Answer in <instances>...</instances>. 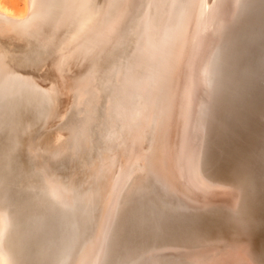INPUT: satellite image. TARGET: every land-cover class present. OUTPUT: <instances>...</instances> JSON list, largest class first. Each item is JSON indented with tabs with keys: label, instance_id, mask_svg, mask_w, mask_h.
Wrapping results in <instances>:
<instances>
[{
	"label": "bare ground",
	"instance_id": "1",
	"mask_svg": "<svg viewBox=\"0 0 264 264\" xmlns=\"http://www.w3.org/2000/svg\"><path fill=\"white\" fill-rule=\"evenodd\" d=\"M193 1H195L193 6L190 5L192 11L193 8L198 11L202 5L198 0ZM188 2L189 0H110L97 25L89 28L90 30L80 39L78 32L88 12L86 0H64L59 13H54L50 9V4L54 3V0H28L29 6L24 15L12 14L0 5V16L12 18L16 15L15 19H19L17 16H25L23 22L27 21V28L32 30L31 33L39 36V39L54 44V41L58 43L67 38L66 43L64 40L65 45L61 47L70 46L71 49H68L71 53L70 58L89 62L83 81L86 89L92 92L91 96L95 100L96 107L89 114L91 122L81 133L76 132L78 134L74 145L80 142L88 143V156L90 155L88 160L96 161L95 164H99L102 171L107 170L104 176L105 184L109 183L111 186L110 183H115L119 175L123 178L93 232L88 205L80 201L81 196L79 199L76 197L79 194L74 195L67 188L65 189L64 182L62 186L57 179L49 178L48 172L42 178L46 182L44 181L40 191L31 193L28 190L32 189L29 184L26 191L31 194L26 195L22 192L13 180L12 156L10 153L5 154V150L0 146V264H155L152 262V257L160 248L185 239L198 242L203 238L199 236L198 239L197 234L194 237L195 234L184 230L189 219L180 208L183 210L193 206L202 207L211 203L230 208L236 204L242 207L251 189L248 181L250 176L258 177L261 182L264 180V0L226 2L227 6L220 10L221 15L219 13L221 16L219 17H223L226 21L221 25H226L217 30L215 27L212 28L215 29L213 32L204 31L203 28H206L208 23L211 24L214 17L210 15L202 17L203 22L200 21L198 25L200 31L196 35L197 39L191 51L187 50L189 35L194 33L190 31L193 29H187L190 18H186L185 10L189 5ZM192 16L194 17L190 28L196 25L194 24L196 15L192 14ZM200 16L201 14L199 19ZM28 25L31 27L29 28ZM133 25L134 30L131 35ZM196 29L195 31L198 32L199 29ZM70 32L72 34L69 36ZM187 51L189 55L186 58ZM97 59H99L98 63H96ZM54 61L64 69L70 67L71 61L67 58L60 60V57L56 56ZM96 68H102V73H96ZM1 71L2 69L0 70V134L17 124L20 119H17V115L22 108L40 107L41 103L46 101L45 94L41 95L24 85V82H19L18 77L16 78L11 72L8 74ZM82 74H84L83 70ZM54 88L58 93L56 98L47 97L51 103V112L60 104L58 90H61V87ZM50 94L54 96L52 92ZM175 115L178 118H185L184 142H181L183 139L179 142L184 144V153H187L182 161L188 164L185 176L189 180V189L194 195L193 198L184 196L185 193L180 192L184 184L176 191L169 180V185L166 182L164 185L162 179L156 176L153 178L152 173L149 172L148 178H143L142 173V177L135 182L129 193L125 194L127 197L124 195L130 201L124 203L121 200V203V189L134 179L131 171L125 173L128 165L130 166L128 163L132 156L145 153L146 144L158 134L159 128L166 132L171 126V118L173 119ZM154 125L156 129L152 133ZM232 127L246 130L254 139L251 147L255 152L251 154L257 163H254L255 167L252 163L248 167V174L242 168V159H245L241 155L242 149L229 146L231 159L226 157L229 163L225 162L219 172L214 170L213 175L231 180L239 187H223L221 184L212 186L206 183V179L198 180V175L193 177L194 171L191 166L198 163L195 159L199 157V162H203L202 156L206 150L221 148L217 141L218 137L231 132ZM25 142L22 143L26 144ZM212 164L214 165V162ZM255 169L256 172H253ZM222 184L224 185V182ZM255 191L256 189L253 188V194ZM190 192L186 191V193ZM257 196L264 199V193L262 194L260 190L256 198ZM253 214L255 213L252 207L244 208L242 221L219 216L220 220L217 223L223 228L220 237L227 234L231 240L233 239L234 245L232 244L226 249V253L220 256L217 255V251L211 259L209 258L210 260L208 259L209 261L206 262L204 259V263L202 261L197 263L255 264L252 258L254 254L251 256L250 247L244 244L245 241L247 243L245 236L250 237L251 231L248 225L253 221ZM95 215L91 217L92 221ZM167 236H171L170 242L165 239ZM252 237L255 247L258 245L260 247L259 256L264 264V240L256 235ZM241 240L243 242L240 243Z\"/></svg>",
	"mask_w": 264,
	"mask_h": 264
},
{
	"label": "rangeland",
	"instance_id": "2",
	"mask_svg": "<svg viewBox=\"0 0 264 264\" xmlns=\"http://www.w3.org/2000/svg\"><path fill=\"white\" fill-rule=\"evenodd\" d=\"M86 1H87L86 4L88 6V8H87L88 12L86 13L85 21H84L83 25H81V27H80L81 30L79 29L81 32V34H80V32H78L79 33L78 34L79 39L81 37L83 38L85 33H87L91 28H93L97 25L99 17H101L102 13H104L105 10L107 9L110 0H86ZM190 1H191V3H190ZM230 1L231 0H218V1L217 0H203V1L198 0V2H200L199 4H201L203 7L200 6L199 7L200 9H198V11L195 10V8H193V11H192L191 8L193 6V3H195V1L189 0V2H188L189 5H188L187 9L185 10V15L187 12L186 18L187 17L190 18L188 21L187 29H193L194 32L192 30H190V31H191V33H194V34H190L191 36L189 35V47L187 50L191 51V49L193 48V46L196 42V39H197L196 35H198V33L200 31V27L198 25H199L200 21L203 22L202 17H205L206 15H210L211 17L212 16L214 17L211 20V24L208 23L206 28H203L204 31L208 30L209 32L210 31L213 32V31H215V29H212V28L215 27L217 30V29H220L226 25V24L221 25V23H223V21L225 19H223V17L220 18L221 17L220 15L222 13V11L220 13V10H222L225 7V5L227 6L226 2L230 3ZM63 2H64V0H54V3L50 4L51 5L50 9H52L54 13L55 12L59 13V11L62 8ZM0 5L5 7L6 9H8L12 14H16V15H24L27 7L29 6L28 0H0ZM99 5H101V7ZM190 5H192V6H190ZM102 6H103V8H102ZM100 8H102V9H100ZM97 9H100L101 11L100 10L96 11ZM199 10H201V11H199ZM196 12H197V14H198V12H199V14H201L200 19L198 18L199 14L197 15ZM219 13H220V15H219ZM192 14L196 15L195 16L196 21L194 24H196L197 26L196 25H194V26L199 30H197L195 27L190 28V27H192V24H191L192 20H193L192 18L194 17V16H192ZM16 15L12 18H8L6 16H0V38H1L0 39L1 40L0 41V43H1L0 44V63L2 62V64H0V70L2 69L1 72L8 73V74L11 72L12 74L15 75L16 78L18 77L19 82H21V81L24 82V85L31 87L32 89H34L37 93H40L41 95L45 94L44 96L46 97V101L44 103H41L40 107H37V106L33 107V108L27 107V110H25V111H29V115H24V112H22L23 113L22 115H24L23 117H21L22 119L20 118V114L17 115V119L20 118L18 120V125H19L18 127L20 129V133H19V135L17 134L18 139L15 138V136L12 137L11 139L12 140L15 139L14 145L17 146L18 152L20 153V156H18V163L20 161L19 166H21V168L24 170L23 172H25V174L27 175V176L25 174L21 175V179L23 178L24 180L23 179L21 180L22 185H20L19 188H21L22 192H24V193L27 190V188H29V187H31L32 189H28V190L33 194L35 191L36 192L40 191L41 186L43 185V183L45 181V180H42V178L44 175L46 176V174L48 172L49 178L55 179V180L57 179V182L60 183L61 185L64 182L63 185H65L64 186L65 189L67 188V190L71 191L74 195L79 194L76 196V197H78V199L81 196L80 201L87 204L88 207L90 208V217H89L90 224H91L90 226H91L92 231L95 232L94 229H96L98 223L101 220L103 213L109 207V204H110L111 200L113 199L114 195L116 194V191L119 189L120 182L122 181L123 178L121 177V175H119V177L116 179L115 183H110L111 186L109 185V183H108V185L105 184L106 182H104L105 181L104 176L107 173V170L102 171L100 165L95 164L96 161L88 160V158L90 156V155L88 156V154H89L88 143L87 142L86 143L80 142V144L74 145V143H76L77 134L81 133L82 130L85 129V127H87V125L91 122L89 120L90 119L89 114L91 113V110L96 107V105L94 106V104H96L95 100L91 96L92 92H89V90L86 89L85 82L83 81L84 77H85V72L87 71L86 66L88 65L89 62L87 63L83 59H76V58L71 59L70 58L71 53H70V50H68V49H71L70 46L66 44L69 47L66 48V46H65L64 48H62L65 45L67 38L60 40V42L57 39L58 43L56 41H54V44H52L53 42H50V41L45 43L44 41L39 39V36L31 33L32 30L27 28V21L23 22L25 20H22L23 17H25V16H20L21 18L19 16H17L19 19H17V18L15 19ZM93 19H95V20H93ZM213 19H214V21H213ZM215 20H216V22H215ZM92 21H93V23H92ZM225 22L226 21H224V23ZM21 23H22V25H20ZM213 23H214V25H213ZM217 23L220 25V27ZM93 24H94V26H93ZM24 25H25V27H23ZM204 25H205V23H204ZM28 27L30 28L31 26L28 25ZM85 27H88V28L86 29ZM6 28H8V29L10 28V29L8 30ZM133 28H134V25L132 26L131 31H130L131 35H132V30H134ZM195 29L198 32H196ZM83 30H85V31H83ZM65 31H67V30H65ZM68 31H70V30H68ZM82 31H83V33H82ZM5 32H6V34H5ZM13 32L14 33L16 32V33L14 34ZM17 33H19L20 36L16 35ZM72 33H74V32L72 31ZM72 33L70 32L69 36ZM3 37H5V38H3ZM12 37H14V38H12ZM17 37H18V39H17ZM19 37L22 38V40H20ZM26 38L28 40L30 39L29 40L30 42L28 40H27L28 41L27 42ZM64 40H65V43H64ZM21 41H23V42H21ZM26 42L29 44V46ZM32 43H33V45H30ZM49 44L51 45L50 46L51 48L49 47ZM58 48H60V49H58ZM56 50H57V52H56ZM64 50H66V52ZM53 51H54V53H53ZM189 51H187L188 53L185 54L186 58H187V55H189ZM38 53H40V55ZM56 56L60 57V60H61V58L62 59H65V58L69 59V61H71L70 67L64 69V68L58 66L54 61ZM30 57H32V58H30ZM35 59H36V61H35ZM93 59L95 61L94 57H93ZM32 61H34L35 63ZM97 61H99V59L96 60V63H98ZM83 62H84V64H83ZM4 66H5V68H4ZM4 69H5V71H4ZM82 70L84 71V74H82ZM22 71H24V72H22ZM95 72L98 74L102 73V68H96ZM46 80H47V82H46ZM43 82H44V84H43ZM45 85H47V86H45ZM57 86L61 87L60 88L61 90H58V92H59V103L60 104L55 111L51 112V108H50L51 103L48 100V98L51 96L50 99H53V97L57 96V94H58L57 91L56 90H55L56 92L54 91V89H55L54 87H57ZM40 88H41V90H40ZM50 92H52V94L54 96H52L50 94ZM38 95L39 94H37V96ZM39 97H40V95H39ZM88 108H89V110H88ZM23 110H24V108H22V111ZM79 111H81V112H79ZM82 115H83V117H82ZM76 116H77V118H75ZM78 117H80V118H78ZM23 118H25V119H23ZM72 119H74V120L72 121ZM77 119H79L80 122ZM184 119H183V117L178 118L177 115H175L173 119L171 118V121H170L171 126L166 130V132L161 131V128H159L158 134L150 139V142L151 141L152 142L151 143L149 142L148 144H146L147 149H146L145 153L141 152V153L146 154V155L138 153V154L132 156L133 158L131 160L134 162V164L130 160V163H128V164H130V166L128 165V168L125 171V173L126 172L130 173V171H131V176L134 179L130 180V182H128V185L127 184L124 185L123 186L124 189L123 188L121 189L122 196H121L120 201L122 200V201H124V203H127L128 201H130L129 199L126 198L127 196L125 194L129 193V191L131 190V188L133 187L135 182L139 178L142 177V173H143V178H148L147 173H149V172L152 173L151 175L153 178L156 176V177L162 179V181H163L162 183L166 182L169 185V182H168V180H169L171 186L173 185L172 188L173 189L175 188L174 190H176V191H178L177 189H181L182 184H184V185L186 184L185 186L183 185V188L180 190V192L185 193L186 195L184 194V196H187V197L189 196V198L190 197L193 198L194 195H192V192H190V189H189V187H190L189 182H188L189 180L185 176V172L188 170V164L186 161H184V160L182 161V158H184L185 154H187V153H184V149H183L184 144H182L184 142V135H185V133H183V125L185 124ZM76 125H78L79 127L78 126L76 127ZM20 126H22V127L20 128ZM25 126H26V128H25ZM70 127H72V128L70 129ZM78 128H80V129H78ZM26 129H28V130H26ZM155 129H156V125L153 126L152 133ZM74 131H75V133H74ZM28 132H30V133H28ZM76 132H78V133H76ZM71 134H73V135H71ZM19 136H21V137H19ZM69 136H71V137H69ZM34 137H35V139H34ZM180 137H182V138L180 139ZM22 138H23V140H22ZM182 139H183V141H181ZM7 140H8V138H7ZM25 140H26V142H25ZM18 141H19V143H18ZM71 141H72V143H71ZM179 141H181L182 143H180ZM22 142H25L26 144H24ZM23 145H26V146H23ZM66 145L71 147L70 148L71 150L68 149L69 147L67 148ZM181 145H182V148H180ZM21 147H23V148H21ZM77 147H78V150H76ZM83 149L85 152L83 151ZM58 150H60V151H58ZM181 150H183V151H181ZM77 151L78 152L80 151V152L78 153ZM83 152H84V154H83ZM19 153L17 155H19ZM205 153L206 152H204V154ZM69 154H70V156H69ZM204 154H203V156H204ZM139 155H140V157H139ZM141 155H143V156L141 157ZM48 156H50V157H48ZM61 156L64 157V158L62 157L64 160L61 158ZM81 156H83V157H81ZM189 156H187V157H189ZM36 157H38V158H36ZM44 157H45V159H44ZM67 157L70 159H68ZM73 158L75 160H73ZM198 159H199V157H197L195 159V161L198 162V163L195 162V163H197V165L193 164V166H191V169L194 171L193 173L195 174V175L192 174L193 177L198 175L197 176L198 180L201 179V181H204L206 179V183L211 184L212 186H216V185L220 186V184H221V186H223V187L224 186L225 187H235V188L239 187V185H237L235 182H233L231 180L218 178V177H216V175H213L214 170L218 171V172L221 170L220 169L221 167H219V165H217V164L213 165L212 163L199 162ZM48 161L50 164H48ZM64 161H66V162H64ZM140 162H141V164H140ZM67 164L69 166H67ZM63 166L64 167L67 166V167L65 169H63L64 168ZM54 167H55V169H54ZM68 167H69V169H68ZM135 167H137L138 169ZM38 168L41 172L38 170ZM196 168H197V170H196ZM81 169H82V171H81ZM63 170H65V171H63ZM56 171H57V174L59 173L58 175L56 174ZM83 171H84V174H83ZM49 172H51V173L53 172V173L51 174ZM65 173H67V174H65ZM196 173H199L200 175L196 174ZM53 176H54V178H53ZM57 176H58V178H57ZM201 176H204V177H201ZM26 177L29 180L26 179ZM30 177H31V179H30ZM25 179H26V181H25ZM38 179H41L42 182H41V180L39 181ZM207 179L209 180V182ZM23 182H24V184H23ZM223 182H224V185L222 184ZM29 184L31 186H29ZM37 185H38V187H37ZM68 185H70V186H68ZM164 185H166V184L164 183ZM226 185H228V186H226ZM33 186H34V188H33ZM86 186H88L89 188ZM159 186L162 187L161 185H159ZM176 186L179 188H177ZM33 189H34V191H33ZM103 189H106V190H103ZM188 189H189V191H188ZM72 190H74V191H72ZM186 191L190 192L191 194L186 193ZM178 194H180V193H178ZM179 196H181V195H179ZM182 196H183V194H182ZM122 201H121V203H122ZM95 202H97V203H95ZM101 202H102V204H101ZM93 203L95 204V206ZM211 204L208 205L209 207L207 205L201 207V205H200V206L189 207V208L183 209V210L180 208V211L184 214H189L192 216L202 215V220L207 219V220H210L211 222H213V220H212L213 218H216L218 216H222L223 214L226 217H229V219L233 218L230 207H226V206L224 207L223 205L222 206L221 205L215 206V205H213L214 203L212 205ZM93 209H95V210H93ZM98 209L100 212L98 211ZM243 210H244V207H242V211ZM95 214H97V215H95ZM94 215H95V217L93 218V221H92L91 217H93ZM96 216H98V217H96ZM234 221H237V219L235 218ZM240 221H242V219H240ZM191 225H192V223H191ZM213 226H214V224H209V226H204L205 228L201 230L200 228L195 227V226L193 227V225H192V227L190 228V233L195 234L194 237L197 234L198 239H199V236H203V238L200 239V241L191 242V241L185 239V241H177V242L170 243V246L160 248L159 252L155 253V255H153L152 262H154L155 264H183V263H185V264H188V263L189 264H193V263L199 264L197 262L202 261V263H204V259L206 262L209 261L213 257V255L216 254L217 251H218V253H217L218 256H220L223 253H226V249H229L232 246V244H233L232 240L233 239L231 240L227 234L221 235V237H220V234H222L223 229L219 232L214 231L212 228ZM207 231L209 233L206 234ZM218 233H219V235H218ZM204 234H205V236H204ZM214 235H216V236H214ZM245 238L247 240V243L245 241L244 244H248V246L250 247V250H251L250 252L252 253V254L250 253V255L252 256L254 254L252 258H253L255 264H263V261L259 256V248L260 247H259V245H258V247H255V244H253V242H252V239H253L252 233H250V237L245 236ZM245 238H243V239H245ZM219 239L222 243L219 241ZM226 239H227V241H225ZM211 240H213V241H211ZM242 240L239 242L241 243L244 241V240L243 241ZM206 242H208V243H206ZM217 243H219V244H217ZM177 244H179V245H177ZM215 245H217V246H215ZM187 247H188V250L190 252H192L193 249H195V251H193L190 254V252L187 250ZM214 247H216V248L214 249ZM189 248L190 249L192 248V249L190 250ZM183 249L184 250L186 249V251H184ZM182 250L184 251V253ZM196 250H199V251H196ZM199 252H200V254L203 253L202 254L203 256L200 255ZM176 253H178V254H176ZM187 253H188V255H187ZM256 253L258 254V257H256L257 256ZM170 254H172V256ZM189 254L192 256H190ZM8 255H9V253H8ZM187 256L189 257V259ZM201 257H204V258H201ZM9 258H11L10 255H9ZM198 258H200V259H198ZM10 260H12V259H10Z\"/></svg>",
	"mask_w": 264,
	"mask_h": 264
},
{
	"label": "water",
	"instance_id": "3",
	"mask_svg": "<svg viewBox=\"0 0 264 264\" xmlns=\"http://www.w3.org/2000/svg\"><path fill=\"white\" fill-rule=\"evenodd\" d=\"M25 110H27V108H24L23 111L22 109L20 110V118L23 117V115L21 116L22 112H24V115H29V111H25ZM19 133H20V129L18 127V122H17L15 126L11 127L10 129H7L5 132L0 134V146L2 147V149L5 150V154L10 153V155L12 156L13 165H14V169L12 170L13 171L12 175H13V180L15 181V184L17 187H20V185H22L21 175L24 174L23 172L24 170L21 168V166H19L18 155H17L18 149L16 148L17 146L14 145L13 140L11 138L16 136ZM250 136H251L250 133H248L246 130H242L240 127L233 128L231 132L227 133L226 135H223L222 137H218L217 141H218V144L221 145V148H217V149L213 148V150L211 149V150L205 151L206 153L203 156V163L214 162L215 165L217 164L219 165V167H222V165L225 162L229 163V161H227L228 158L231 159V156L229 155L230 152L228 151L229 146H232V148L238 147L242 149L241 150L242 157H245V159H242L243 161L242 168L246 170L248 173V170H249L248 167H250L252 163H253V166L255 167L254 163H256L255 158L251 154L255 152L253 150V147H251V145L254 144V139L251 138ZM223 148L225 149L221 150ZM213 152L215 153V155H212L214 154ZM216 156H219V157L217 158ZM253 172H256V169ZM248 181L250 183L251 189L249 192V196L247 197V200L243 201L242 207L247 208V209L253 207L255 214H253V221L248 225V229L251 231L253 236L256 235L257 237H260L262 238V240H264V199L261 196H257L256 198V194L258 190H260L262 194L264 193L263 187H262V185L264 184V180H262L261 182V179H258V177L256 178V177L250 176ZM253 188L256 189L255 194H253ZM25 194L29 195L31 193L25 191ZM242 207L240 208L242 209ZM243 214H244V210L242 211V215ZM186 215L190 223L188 222V225L184 230L188 231V233H190V228L192 227V225L193 227L194 226L198 227L201 230L205 228L204 226H209V224H214V226L212 227L214 231L219 232L223 229L220 226L221 224L217 223L220 220L218 219L219 216L216 218H213L212 219L213 222H211L210 220H207V219L202 220V215H197V216H192L189 214H186ZM222 218L229 219V217H226L224 214L222 215ZM231 220L234 221L235 218L233 217ZM165 239L170 242L171 236H167L165 237Z\"/></svg>",
	"mask_w": 264,
	"mask_h": 264
},
{
	"label": "snow or ice",
	"instance_id": "4",
	"mask_svg": "<svg viewBox=\"0 0 264 264\" xmlns=\"http://www.w3.org/2000/svg\"><path fill=\"white\" fill-rule=\"evenodd\" d=\"M231 213L233 217L236 219L240 220L242 218V209L240 208L238 204L233 205V207L231 208Z\"/></svg>",
	"mask_w": 264,
	"mask_h": 264
}]
</instances>
